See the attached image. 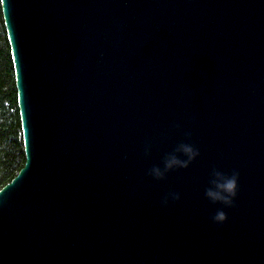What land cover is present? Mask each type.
<instances>
[{
	"label": "water",
	"instance_id": "1",
	"mask_svg": "<svg viewBox=\"0 0 264 264\" xmlns=\"http://www.w3.org/2000/svg\"><path fill=\"white\" fill-rule=\"evenodd\" d=\"M1 10L25 163L0 188V264H264V0ZM186 131L200 156L153 180ZM212 166L240 173L223 225Z\"/></svg>",
	"mask_w": 264,
	"mask_h": 264
},
{
	"label": "clouds",
	"instance_id": "2",
	"mask_svg": "<svg viewBox=\"0 0 264 264\" xmlns=\"http://www.w3.org/2000/svg\"><path fill=\"white\" fill-rule=\"evenodd\" d=\"M178 128L179 125H176ZM190 132H185V139L177 141L170 150L165 152L160 161L147 169V175L153 180L160 181L173 171L187 169L193 161L200 156V150L188 138ZM153 148L151 141H145L143 146L144 156H148ZM240 173L237 169L223 170L212 166L207 172L203 188L204 199L213 206L218 205L210 215V220L215 225H223L228 217L225 209L236 206L239 193ZM181 194L175 190L165 192L160 200L161 207H167L170 202L179 201Z\"/></svg>",
	"mask_w": 264,
	"mask_h": 264
},
{
	"label": "trees",
	"instance_id": "3",
	"mask_svg": "<svg viewBox=\"0 0 264 264\" xmlns=\"http://www.w3.org/2000/svg\"><path fill=\"white\" fill-rule=\"evenodd\" d=\"M25 163L15 71L0 5V188Z\"/></svg>",
	"mask_w": 264,
	"mask_h": 264
},
{
	"label": "snow or ice",
	"instance_id": "4",
	"mask_svg": "<svg viewBox=\"0 0 264 264\" xmlns=\"http://www.w3.org/2000/svg\"><path fill=\"white\" fill-rule=\"evenodd\" d=\"M4 4V0H0V5H3Z\"/></svg>",
	"mask_w": 264,
	"mask_h": 264
}]
</instances>
